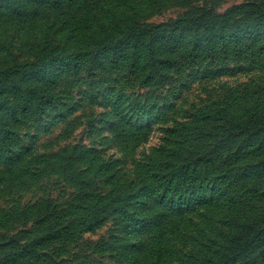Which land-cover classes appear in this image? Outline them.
<instances>
[{
  "label": "rangeland",
  "instance_id": "374dc122",
  "mask_svg": "<svg viewBox=\"0 0 264 264\" xmlns=\"http://www.w3.org/2000/svg\"><path fill=\"white\" fill-rule=\"evenodd\" d=\"M50 1L0 0V126L13 125L0 139V260L76 222L97 225L20 264L146 263L134 243L174 223L178 250L160 264H198L189 253L202 248L213 264H264V132L234 139L213 117L175 127L210 98L262 93L264 53L216 57L204 39L264 44V0ZM74 144L84 149L7 170ZM196 169L203 179L185 176ZM100 241L111 248L93 252Z\"/></svg>",
  "mask_w": 264,
  "mask_h": 264
},
{
  "label": "trees",
  "instance_id": "16d2710c",
  "mask_svg": "<svg viewBox=\"0 0 264 264\" xmlns=\"http://www.w3.org/2000/svg\"><path fill=\"white\" fill-rule=\"evenodd\" d=\"M47 2H51L50 0H46ZM254 11V10H253ZM256 11L258 12H264V9L261 7H256ZM214 21V17H211L207 23L208 24H212ZM250 33H238V32H234L232 35H230L229 37L226 36L225 34L221 33V35H217V34H210L207 35V37H205L206 39H204V43L206 45V47H208L206 49V52L209 49H212V53L216 54V57H220V56H230L231 52L237 55H242V54H246L248 52L251 53H259V54H263L264 50L262 49L261 46H263L264 44H260L261 42L256 44L252 43L253 38H247L245 40V37L249 36ZM245 36V37H244ZM219 37L222 41V43L224 44V49L223 51L220 50H216V46H215V38ZM201 42L200 39H196L193 42V45L198 46L199 43ZM227 43H232L233 44V48H231V50L226 51V46ZM259 47H261L260 49H258ZM197 50V49H195ZM234 50V51H233ZM194 51V50H193ZM196 53V51H194ZM230 53V54H229ZM223 71V70H222ZM222 71H218L215 72L214 76L215 77H219L221 75L224 74V72ZM221 85V84H219ZM246 86V85H243ZM48 87H46L45 89H47ZM260 90L262 89V93L260 94H256L254 95H250L249 93L246 94L244 93H236L233 95L232 98L230 99H225L223 96H218L216 98H210L208 101L199 103L198 105H196V107L193 109V111L191 112V115L189 118L179 121L175 127H178L180 125H189L191 123H199L203 117H213L215 118L217 121H220L226 125H228L229 129H227L226 133L230 134V137L232 138H236V135L240 134L238 132H236V130H240L241 132L244 133H250L252 135H256V134H261L264 132V84L259 85ZM245 90V89H244ZM9 122L7 121L5 124V127L2 128V126H0V139L1 140H6L7 139V135L6 133L2 131V129L8 127L9 129L13 128V125L8 124ZM77 149H84V145H78V144H74L70 147H61L58 150L55 151H51V152H41V153H35V155L33 157H31L30 159H27L26 161L23 162V164L18 167V166H11L10 168H6L10 173H15V172H21L22 169H26V166L32 161V160H36V161H42L43 159H47V158H53L57 155H60L62 153H70V152H74ZM87 149H89V147H87ZM96 158V156H95ZM98 163L101 164V167H105L107 165L112 164V161H107V162H103V161H99ZM108 166V167H110ZM149 166V165H148ZM23 176L24 175V171H23ZM26 174V171H25ZM126 174L124 173V175H116L115 179L121 183L122 185H126V184H133L136 185L135 181L133 178H129L127 176H125ZM191 176L193 178V181H198L203 179L204 177V173L200 172L198 169L194 170V171H187L185 173V176ZM145 180L147 181L146 177ZM145 182V181H144ZM144 187H140V189H143ZM203 204V203H202ZM197 206V205H195ZM117 210V209H116ZM186 210H190L189 208H187ZM55 219L53 218L52 221H54ZM78 222H82L80 219ZM95 225H97V223H93V224H89L86 225L84 223H70L66 226H62L60 228H52L51 233L47 234V235H43L41 237H39L36 240H33L31 242H29L25 248L18 253H13L11 255L6 256L5 258L0 260V264H20L23 262L22 258H33V251L35 250L36 246H43L49 243H53L55 241H60L59 239H63L61 238V232L66 230V231H72L71 233H73V231H78V229L83 228L86 229L87 231L89 229H92L93 227H95ZM165 226V225H164ZM162 226L156 230L153 231V233H155L158 237L156 239L153 240H148L143 244H137L140 243L139 242H135L134 244L136 245L137 248H139L140 250H146L147 253L151 254L150 256H145L149 259V261H147L146 263H141V262H137V264H160L161 261L163 260H170L173 257V253L176 252L175 250H178L175 247V243L173 242V232L175 230V225L174 223L171 224L169 223V225L167 226ZM85 230V231H86ZM243 232V231H240ZM241 234V233H239ZM258 237H264V225L263 227H261V229L257 232V235H255V239L259 240L260 238ZM240 238V237H239ZM242 240H243V236H242ZM245 240V239H244ZM243 240V241H244ZM252 242V238L248 239V241L244 244V245H248ZM210 243L209 239L206 241L205 244ZM257 243V242H256ZM93 246L95 248V250H93V252L95 253H100L102 251H106L109 250L112 246L110 241H100L98 243L94 242ZM75 253L77 252H72L73 256L75 255ZM91 253V252H90ZM88 253V256L89 254ZM86 254V253H85ZM68 257L66 258L64 261L67 260H71L72 257ZM87 256V254L85 255ZM189 257H197L199 258V262L198 264H213L215 263L214 261V254H211L209 252H207L204 248L201 249V253H197V254H192L189 253ZM222 258V262H224V264H230L233 263L236 258L235 255H232V257H230L229 259H225L223 257ZM85 264V263H83Z\"/></svg>",
  "mask_w": 264,
  "mask_h": 264
}]
</instances>
